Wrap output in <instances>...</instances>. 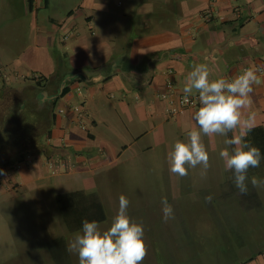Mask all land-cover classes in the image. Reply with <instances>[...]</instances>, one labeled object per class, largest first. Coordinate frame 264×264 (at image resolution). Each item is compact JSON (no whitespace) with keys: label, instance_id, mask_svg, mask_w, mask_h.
<instances>
[{"label":"crops","instance_id":"0c3cea01","mask_svg":"<svg viewBox=\"0 0 264 264\" xmlns=\"http://www.w3.org/2000/svg\"><path fill=\"white\" fill-rule=\"evenodd\" d=\"M72 1L63 6V0H0V169L15 159L24 163L28 153L36 157L20 164L27 180L39 178L40 154L46 156L43 166L56 156L66 171L114 167L122 163L120 156L133 159L154 147H163L168 157L176 140H187L199 108L169 114V99L179 109L186 77L197 64H207L210 80H231L254 68L253 127L264 128V0ZM64 85L69 91L58 98ZM11 91L16 97L9 102L4 98ZM226 138L202 137L214 151L218 141L226 147ZM223 172L215 185L197 191L207 209L216 213V203L228 213L226 204H233L242 213L263 215L257 189L260 205L243 208L252 191H229L233 172ZM248 175L264 179V161ZM96 193L108 220L106 202ZM52 239L42 249L48 261L40 249L31 250L34 264H56ZM243 264H264V250Z\"/></svg>","mask_w":264,"mask_h":264},{"label":"rangeland","instance_id":"374dc122","mask_svg":"<svg viewBox=\"0 0 264 264\" xmlns=\"http://www.w3.org/2000/svg\"><path fill=\"white\" fill-rule=\"evenodd\" d=\"M72 3L63 0L62 5ZM82 30L87 32L86 27ZM6 70L12 81V67ZM14 97L16 94L11 91L4 99L10 102ZM57 107L55 104L54 109ZM220 145L221 141L216 142L214 151L206 144L211 165L206 175H201L198 166L189 169L183 180L170 173L163 147L147 149L133 159L126 153L120 156L121 164L91 171L72 166L66 171L56 156L43 166L46 156L40 154L39 178L34 180L23 176L22 161L15 159V165L3 168L4 174L0 175V264H34L31 250L43 251L51 238L66 235L69 243L76 232H67L54 197L81 189L96 191L105 200L109 219L100 223L102 229L110 225L117 213L119 196L127 197L128 215L144 227L148 254L143 264L245 263L256 250H264V213H242L233 204H226L229 212L223 213L216 203L213 213L197 193L204 184L213 186L223 177ZM25 157L21 165L35 161L36 155L28 153ZM208 191L218 192L215 188ZM257 191L264 200V188ZM164 197L174 210V217L167 222L161 211ZM70 255L69 264H79L77 254Z\"/></svg>","mask_w":264,"mask_h":264},{"label":"clouds","instance_id":"9594fccd","mask_svg":"<svg viewBox=\"0 0 264 264\" xmlns=\"http://www.w3.org/2000/svg\"><path fill=\"white\" fill-rule=\"evenodd\" d=\"M209 77L207 64L195 65L186 77L183 93L188 97L195 90L200 107L193 113L187 140H176L168 153L169 171L182 178L188 175L189 169L199 166L201 175H206L211 165L202 137H227L233 133L224 140L226 147L219 152L225 170L233 172L234 184L241 195L248 194L249 184L252 188H264V179L248 175L250 169L260 167L262 160L260 148L246 140L256 119V113L251 110L256 70L246 68L231 80L223 77L210 80ZM3 174L0 169V175ZM205 200L211 202L212 196ZM129 204L126 196H119L118 211L106 229L96 220L82 221V229L67 245L70 253L77 254L79 264H143L148 254L144 227L128 215ZM161 205L167 222L174 217L173 207L166 197L161 199Z\"/></svg>","mask_w":264,"mask_h":264},{"label":"trees","instance_id":"16d2710c","mask_svg":"<svg viewBox=\"0 0 264 264\" xmlns=\"http://www.w3.org/2000/svg\"><path fill=\"white\" fill-rule=\"evenodd\" d=\"M32 80L36 84L42 82V78ZM3 88V87H1ZM69 91L68 85H64L60 92L59 97L64 96ZM54 104V102H53ZM52 105L49 110L52 113ZM54 119L52 114L51 121ZM228 138L231 135L228 134ZM246 140L251 142L254 146H257L261 150L262 160L264 161V128L253 127L248 132ZM231 192H239L237 188H234V182H229ZM252 191L253 196L249 197V192ZM247 199L241 204L243 208L250 209L260 205L259 199H257L256 193L253 188H249ZM256 199L255 203L251 199ZM57 210L63 220L64 226L68 233H75L82 229V221L87 219L89 221L96 220L100 223L106 220V212L99 196L96 192H88L84 190H77L73 192L57 194L54 197ZM50 254L56 264H69V252L67 251L66 240L63 236L56 237L49 242Z\"/></svg>","mask_w":264,"mask_h":264},{"label":"built area","instance_id":"2783aa9c","mask_svg":"<svg viewBox=\"0 0 264 264\" xmlns=\"http://www.w3.org/2000/svg\"><path fill=\"white\" fill-rule=\"evenodd\" d=\"M167 88L171 89L172 85L170 83H168L167 84ZM168 97H169V95H167V98ZM170 100L171 99H169V106H168V109H167L169 114H176L180 110L185 109V108L200 107V103H199V100H198V95L188 96V97H186L185 95L179 96V98H178L179 109L174 107L172 101H170Z\"/></svg>","mask_w":264,"mask_h":264}]
</instances>
